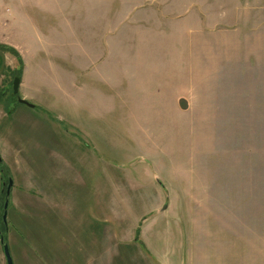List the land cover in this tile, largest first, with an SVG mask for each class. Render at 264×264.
Listing matches in <instances>:
<instances>
[{"label": "rangeland", "instance_id": "obj_1", "mask_svg": "<svg viewBox=\"0 0 264 264\" xmlns=\"http://www.w3.org/2000/svg\"><path fill=\"white\" fill-rule=\"evenodd\" d=\"M0 47L58 60L2 50L13 264H264V0H0Z\"/></svg>", "mask_w": 264, "mask_h": 264}, {"label": "water", "instance_id": "obj_2", "mask_svg": "<svg viewBox=\"0 0 264 264\" xmlns=\"http://www.w3.org/2000/svg\"><path fill=\"white\" fill-rule=\"evenodd\" d=\"M0 60H1V65H0V76H1L2 72L5 68V64H6L5 54L1 50H0ZM19 85H20V79L18 77H16L12 82L13 94L18 93ZM18 101L21 104L27 105L29 107H33V105L29 104V102H27L24 99H18ZM178 105L182 110H186L188 108V103L184 99H180L178 102ZM11 186H12V179L9 178L8 186L6 188V198H5V202H4V206H3L2 220H3L4 224H6V208L8 205V197L10 194ZM166 207H167V205H164L162 207V209H166ZM0 244L2 245L3 255H4V259H5L6 264H13V260H12V257L10 255L8 244L4 241L2 235L0 236Z\"/></svg>", "mask_w": 264, "mask_h": 264}, {"label": "crops", "instance_id": "obj_3", "mask_svg": "<svg viewBox=\"0 0 264 264\" xmlns=\"http://www.w3.org/2000/svg\"><path fill=\"white\" fill-rule=\"evenodd\" d=\"M14 48H16V47H14ZM16 49H18L17 51L20 53V55H21V57H22V59L24 61V65H25V59H27L28 55L37 56L41 60V59H44L42 57V55L44 54V55H46L45 58H46L47 62H52L53 59H56V61H58L57 58H54L57 54L56 53L52 54L50 51H47V52H41V51L32 52V51H30V52L25 54L22 51H20V49L18 47ZM68 70H70V68H68ZM50 219L51 220H48L49 221L48 226H50V227H48V234H51L52 232H56V230H54V229L51 230V227L56 224V220H61V218L59 216L57 218L55 216H53ZM65 252L66 251L59 252V251L53 250L52 252H50V254L48 256H46V264H81L82 263V262H79V261H73L71 263L70 260H66L65 259V257H66ZM79 255H81V254H79ZM71 256H72V254H71ZM81 261H83V260H81Z\"/></svg>", "mask_w": 264, "mask_h": 264}, {"label": "trees", "instance_id": "obj_4", "mask_svg": "<svg viewBox=\"0 0 264 264\" xmlns=\"http://www.w3.org/2000/svg\"><path fill=\"white\" fill-rule=\"evenodd\" d=\"M0 48H2V49H0V50H3V49H8L7 51H10L18 60H19V62H21V58H20V55L14 50V49H12V48H3V47H0ZM21 71L22 70H20V72H19V70H18V75H21ZM0 170L4 173L5 172V174L7 173V169H5V167H4V164L2 163V161H0ZM6 177H8V175L6 176V175H4V176H2L1 177V182H3V180L4 179H6ZM3 190V191H2ZM4 197H5V191H4V189H1V192H0V198H1V200H4ZM4 203V202H3ZM2 209H3V206H2ZM0 210H1V208H0ZM3 211V210H2ZM3 222V221H2ZM3 224V223H2ZM3 227H4V229H5V225L3 224ZM2 234H3V231H2ZM4 234H6V232H4ZM3 237H4V240H5V235H3ZM6 241V240H5Z\"/></svg>", "mask_w": 264, "mask_h": 264}, {"label": "flooded vegetation", "instance_id": "obj_5", "mask_svg": "<svg viewBox=\"0 0 264 264\" xmlns=\"http://www.w3.org/2000/svg\"><path fill=\"white\" fill-rule=\"evenodd\" d=\"M1 49V48H0ZM2 51V50H1ZM3 52V51H2ZM0 65H1V60H0ZM6 65V64H5ZM5 72V68H4V70H3V72H2V75L0 76V77H2L3 76V73ZM16 77H18L19 79H20V85H21V77H22V75H18L17 74V76H14L13 77V80L16 78ZM13 82V81H12ZM11 85V89H12V83L10 84ZM20 85H19V89H20ZM18 93H19V91H18ZM18 93L17 94H13V90H12V94H13V96H15L16 97V99H17V101H18V99H22V98H20V97H18ZM18 103H19V101H18ZM4 164V163H3ZM2 172V171H1ZM5 175V172L3 173L2 172V176H4ZM6 198V190H5V197H4V199ZM3 216V215H2Z\"/></svg>", "mask_w": 264, "mask_h": 264}]
</instances>
